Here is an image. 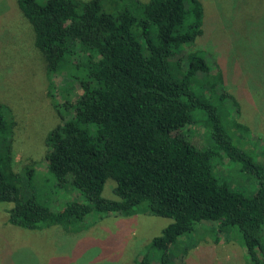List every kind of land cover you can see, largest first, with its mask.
<instances>
[{"label":"trees","instance_id":"trees-1","mask_svg":"<svg viewBox=\"0 0 264 264\" xmlns=\"http://www.w3.org/2000/svg\"><path fill=\"white\" fill-rule=\"evenodd\" d=\"M17 5L33 29L58 114L45 137L44 182L83 200L52 210L21 191L17 183L33 180L36 171L34 164L15 171L12 108L0 102V202L13 203L8 222L78 233L93 213L171 218L137 264H166L171 245L211 223L216 238L237 229L250 263L264 264V165L235 143L210 98L224 79L214 53L194 46L209 32L202 0ZM180 53L185 60L174 59ZM227 96L220 93L221 100ZM238 164L256 182L252 194L223 175ZM109 178L116 181L117 199L103 195Z\"/></svg>","mask_w":264,"mask_h":264},{"label":"rangeland","instance_id":"rangeland-1","mask_svg":"<svg viewBox=\"0 0 264 264\" xmlns=\"http://www.w3.org/2000/svg\"><path fill=\"white\" fill-rule=\"evenodd\" d=\"M202 2L209 32L194 46L214 53L212 62L218 64L224 79L210 98L229 123L235 143L264 165V0ZM33 44V29L17 0H0V102L12 108L15 122L13 165L21 172L34 164L36 171L33 180L21 179L17 185L52 210H59L67 201H82L83 197L53 181L44 182L45 137L57 123L58 114L48 95L45 63ZM184 53L174 59L185 60ZM56 84L62 85V80L58 78ZM219 92H229V96L221 100ZM194 140L202 145L200 136ZM223 175L234 188L246 194L255 191V180L240 164ZM115 186L116 181L109 178L103 195L117 199ZM12 205L0 202V264H137L152 238L172 222L152 214L102 217L93 213L78 233L60 225L29 230L8 222L6 211ZM216 233L214 224L196 226L190 236L171 245L166 264H251L237 229L218 234V238ZM262 234L264 243V231Z\"/></svg>","mask_w":264,"mask_h":264}]
</instances>
